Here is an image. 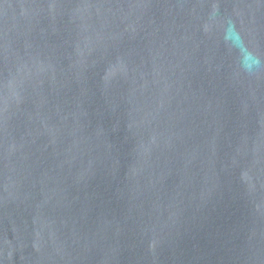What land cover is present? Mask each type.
Returning <instances> with one entry per match:
<instances>
[{"label": "water", "instance_id": "95a60500", "mask_svg": "<svg viewBox=\"0 0 264 264\" xmlns=\"http://www.w3.org/2000/svg\"><path fill=\"white\" fill-rule=\"evenodd\" d=\"M0 264H264V0H0Z\"/></svg>", "mask_w": 264, "mask_h": 264}]
</instances>
